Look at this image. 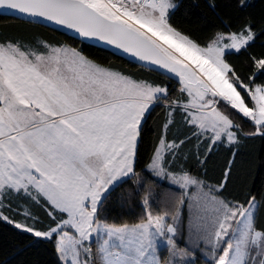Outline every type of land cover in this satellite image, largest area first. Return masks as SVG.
<instances>
[{
    "label": "snow or ice",
    "instance_id": "snow-or-ice-1",
    "mask_svg": "<svg viewBox=\"0 0 264 264\" xmlns=\"http://www.w3.org/2000/svg\"><path fill=\"white\" fill-rule=\"evenodd\" d=\"M180 7V0H0L2 11L63 28L178 78L172 96L167 85L113 70L71 45L0 40V223L51 242L58 264H195L183 260L193 248L205 249L210 264H264L258 222L264 198L225 197L231 166L213 185L167 164L193 140L201 165L208 156L200 144L209 154L218 143L235 147L243 132L232 118L237 113L254 125L245 136L264 137V86L246 83L227 59L255 41L254 25L228 33L230 43H221L219 32L201 44L172 23ZM251 59L264 70V58ZM157 105L166 110L164 128L179 114L190 135L159 140L142 177L141 128ZM153 178L178 189L155 212L145 187ZM129 181L135 183L119 199L139 198L144 215L133 224L109 223L105 205ZM185 207L193 218L191 247L178 240ZM162 243L169 260L159 255Z\"/></svg>",
    "mask_w": 264,
    "mask_h": 264
},
{
    "label": "trees",
    "instance_id": "trees-1",
    "mask_svg": "<svg viewBox=\"0 0 264 264\" xmlns=\"http://www.w3.org/2000/svg\"><path fill=\"white\" fill-rule=\"evenodd\" d=\"M180 2L182 7L171 17L172 23L201 44H206L219 32L228 35L230 32H237L243 25L251 22L256 33L255 41L246 50L238 53L232 52L227 59L246 83L252 87L264 86V70L256 68L251 59L253 57L264 58V0H239V3L236 0H180ZM210 4L218 5L215 11L209 7ZM6 39L42 40L54 45H71L81 49L89 58L104 66L151 83L165 84L169 88L170 95H178L179 83L174 77L135 62L104 46L81 41L53 27L0 13V40ZM247 102L250 106L252 105L250 99ZM232 118L243 129L240 134L241 139L235 147H230L226 143H218L209 154L204 145L200 144V153L208 156L206 163L201 165L196 155L197 141L193 140L186 143L176 156L168 157V167L190 170L193 175L206 177L207 181L214 185L231 166L227 189L224 192L225 197L239 202H244L249 196L264 198V137L245 136V133L254 129L253 123L242 118L238 113ZM166 119L165 108L157 105L142 125L137 157V172L142 177L159 140L166 138L168 142H171L190 135L179 114L175 116V125L167 129L164 128ZM134 183V181H129L110 197L105 205L109 211L102 213L109 223L133 224L143 217L144 208L141 207L139 198L127 203L119 199L121 193L129 191V185H134ZM136 186L139 190V186ZM145 187L155 189L158 193L151 204L153 212L164 207L163 198L167 193L170 196V192H177L167 181H157L155 178L148 180ZM144 194L141 193V195ZM36 211L42 224L46 226L49 222L47 216L42 210L37 209ZM183 218L186 221V208ZM258 222L264 224V216L260 217ZM198 262L204 263L205 261L198 259ZM0 264H58V262L51 242L38 240L19 232L11 225L0 223Z\"/></svg>",
    "mask_w": 264,
    "mask_h": 264
},
{
    "label": "rangeland",
    "instance_id": "rangeland-1",
    "mask_svg": "<svg viewBox=\"0 0 264 264\" xmlns=\"http://www.w3.org/2000/svg\"><path fill=\"white\" fill-rule=\"evenodd\" d=\"M225 41H228L229 43L231 42V41L228 40V35H224V39L221 41V43H224ZM255 87L256 86H254L253 88H255ZM252 104H253V102H252ZM159 146H160L161 151L163 153L164 152V146L163 145H159ZM161 180H163V179H161ZM170 186H172L176 191H178V189L174 185L170 184ZM157 194L158 193H157V191L155 189H152L151 190V193H150V203L151 204L153 203V201H155V199L157 197ZM169 194L173 195L175 193L170 192ZM167 196H168V193H167V195L164 196L165 198H163L164 199V201H163L164 203H166V197ZM185 208L187 209V219H186V221H184V218L182 216V220H181V224H180V228H181V232H182V238L178 237V240H179V243H180L181 247H183L185 244H188L191 247V239L190 238L192 236V219L193 218H192L191 210L188 207H185ZM193 252H194V255H191L189 257H185V258H183V260L184 261H187V260H195V264H210V258L207 255V252H206L205 249H203V248H200V249L193 248ZM159 255L164 260H169L170 259V255H169L168 251L166 250V246L163 243L160 245ZM176 259L178 261L181 260L180 257H177ZM198 259H202L205 262L204 263H199L198 262Z\"/></svg>",
    "mask_w": 264,
    "mask_h": 264
},
{
    "label": "water",
    "instance_id": "water-1",
    "mask_svg": "<svg viewBox=\"0 0 264 264\" xmlns=\"http://www.w3.org/2000/svg\"><path fill=\"white\" fill-rule=\"evenodd\" d=\"M0 13H2V14H7V15H13V16L18 17V18H20V19H23V20H27V21H29V17L24 16V15H20V14H18V13L12 12V11L5 12V11L0 10ZM31 22L39 23V24H43V25H47V26L53 27V28H55V29H58V30H60V31L66 32V33H68V34L74 36V34H73L72 32H70V31H66V30L63 29V28H57L55 25H52V24H47V23H44V22H41V21H36V20H32ZM85 42L93 43V44H97V45L104 46V47H106V48H108V49H110V50H112V51H114V52H116V53H118V54H121V55H123V56H125V57L131 59L129 56L124 55V54L120 53L119 51H116L115 49H113V48H111V47H109V46L103 45V44H101V43H96V42H93V41H85ZM131 60H133V59H131ZM133 61H135V60H133ZM135 62H138V61H135ZM138 63H140V62H138ZM140 64H142V63H140ZM143 65L148 66V67H150V68H153V69H155V70H158V71H160V72H162V73H165V72H163L162 70H160V69H158V68H155L154 66H151V65H148V64H143ZM165 74L171 76V74H168V73H165ZM171 77H174V76H171ZM174 78H176V77H174ZM176 79L178 80V78H176Z\"/></svg>",
    "mask_w": 264,
    "mask_h": 264
},
{
    "label": "crops",
    "instance_id": "crops-1",
    "mask_svg": "<svg viewBox=\"0 0 264 264\" xmlns=\"http://www.w3.org/2000/svg\"><path fill=\"white\" fill-rule=\"evenodd\" d=\"M243 50V49H242ZM233 52H235V51H233ZM163 139H165V138H163Z\"/></svg>",
    "mask_w": 264,
    "mask_h": 264
}]
</instances>
